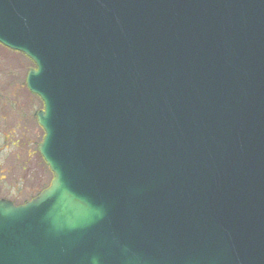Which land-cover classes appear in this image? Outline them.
I'll list each match as a JSON object with an SVG mask.
<instances>
[{
  "label": "water",
  "instance_id": "95a60500",
  "mask_svg": "<svg viewBox=\"0 0 264 264\" xmlns=\"http://www.w3.org/2000/svg\"><path fill=\"white\" fill-rule=\"evenodd\" d=\"M0 44L54 175L0 264H264V0H0Z\"/></svg>",
  "mask_w": 264,
  "mask_h": 264
},
{
  "label": "flooded vegetation",
  "instance_id": "af4514ba",
  "mask_svg": "<svg viewBox=\"0 0 264 264\" xmlns=\"http://www.w3.org/2000/svg\"><path fill=\"white\" fill-rule=\"evenodd\" d=\"M9 71L8 74H0V78H8L0 81V201L18 207L37 198L53 179L41 190L33 181V167L37 166L40 155L37 134L39 110L30 107L26 112L28 108L17 105L22 81L18 79L16 69ZM7 93L13 95L14 100L10 103L5 96Z\"/></svg>",
  "mask_w": 264,
  "mask_h": 264
},
{
  "label": "rangeland",
  "instance_id": "374dc122",
  "mask_svg": "<svg viewBox=\"0 0 264 264\" xmlns=\"http://www.w3.org/2000/svg\"><path fill=\"white\" fill-rule=\"evenodd\" d=\"M30 68H35L33 62L25 57L23 54L10 51L0 45V74L10 73V69H16L18 79L22 81V89L20 91L21 97L17 101V105H21L24 108H28L26 112H29L30 107H34L36 110L43 109V103L39 98L32 95L26 86V77ZM5 76L0 78V81L7 80ZM9 81V80H8ZM9 100V103L13 101V95L7 93L5 95ZM12 98V99H11ZM11 105V104H10ZM7 106V102H6ZM39 144L42 142L44 132L41 127L37 130ZM36 166V164L34 163ZM34 179L36 186L41 190L44 186L50 183L52 179V173L49 168L45 165L42 157L39 155L37 166L34 168ZM31 175V173H30ZM34 185V183H33Z\"/></svg>",
  "mask_w": 264,
  "mask_h": 264
}]
</instances>
